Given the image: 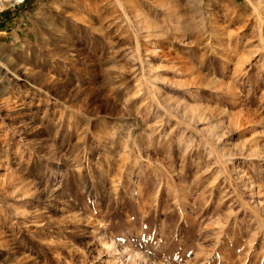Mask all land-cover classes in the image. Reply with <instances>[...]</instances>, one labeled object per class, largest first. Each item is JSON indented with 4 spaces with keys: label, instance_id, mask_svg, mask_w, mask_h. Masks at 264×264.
Instances as JSON below:
<instances>
[{
    "label": "rangeland",
    "instance_id": "rangeland-1",
    "mask_svg": "<svg viewBox=\"0 0 264 264\" xmlns=\"http://www.w3.org/2000/svg\"><path fill=\"white\" fill-rule=\"evenodd\" d=\"M7 2L0 264H264V0Z\"/></svg>",
    "mask_w": 264,
    "mask_h": 264
},
{
    "label": "bare ground",
    "instance_id": "bare-ground-1",
    "mask_svg": "<svg viewBox=\"0 0 264 264\" xmlns=\"http://www.w3.org/2000/svg\"><path fill=\"white\" fill-rule=\"evenodd\" d=\"M5 1H8L7 4L5 3L6 5H10V4H13V3H17V2H19L21 0H5ZM2 2H4V1H2ZM0 7H3V6H1V4H0Z\"/></svg>",
    "mask_w": 264,
    "mask_h": 264
}]
</instances>
